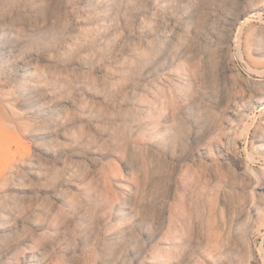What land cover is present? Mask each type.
I'll return each instance as SVG.
<instances>
[{"label":"rangeland","instance_id":"1","mask_svg":"<svg viewBox=\"0 0 264 264\" xmlns=\"http://www.w3.org/2000/svg\"><path fill=\"white\" fill-rule=\"evenodd\" d=\"M263 112L264 0H0V264H264Z\"/></svg>","mask_w":264,"mask_h":264},{"label":"bare ground","instance_id":"2","mask_svg":"<svg viewBox=\"0 0 264 264\" xmlns=\"http://www.w3.org/2000/svg\"><path fill=\"white\" fill-rule=\"evenodd\" d=\"M253 16H255V17H259V15L258 14H254ZM249 18L250 17H248L247 18V20H249ZM246 20V19H245ZM252 20V19H251ZM264 113V112H263ZM263 147H264V144L262 145ZM256 173V175L260 178V177H262V175L260 174V172H258V170H257V172H255Z\"/></svg>","mask_w":264,"mask_h":264}]
</instances>
